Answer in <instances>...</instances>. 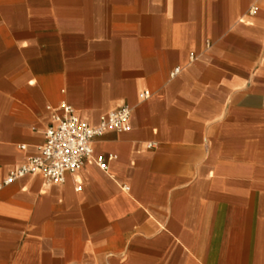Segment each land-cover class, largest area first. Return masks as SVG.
<instances>
[{
	"label": "crops",
	"instance_id": "0c3cea01",
	"mask_svg": "<svg viewBox=\"0 0 264 264\" xmlns=\"http://www.w3.org/2000/svg\"><path fill=\"white\" fill-rule=\"evenodd\" d=\"M63 102L130 129L0 188V264H264V0H0V183Z\"/></svg>",
	"mask_w": 264,
	"mask_h": 264
},
{
	"label": "built area",
	"instance_id": "2783aa9c",
	"mask_svg": "<svg viewBox=\"0 0 264 264\" xmlns=\"http://www.w3.org/2000/svg\"><path fill=\"white\" fill-rule=\"evenodd\" d=\"M254 12V7L249 13ZM211 47V41H205V48ZM190 60L195 55L190 54ZM179 68L171 72L175 76ZM131 110L121 107L100 116L99 124L90 127L86 121L79 118L74 107L67 103L60 104V111L53 112L50 123L44 131L43 143L38 147L35 155L29 156L24 163L9 171L5 179L0 183V188L13 183L16 179L25 175L39 173L47 183L62 184L67 173H75L84 168L85 163L92 157V140L101 135L105 130L111 129L116 132H126L130 129ZM147 148L154 147L148 143ZM24 149V146H20ZM112 157L105 159L96 157L94 162L103 171H107V162Z\"/></svg>",
	"mask_w": 264,
	"mask_h": 264
}]
</instances>
